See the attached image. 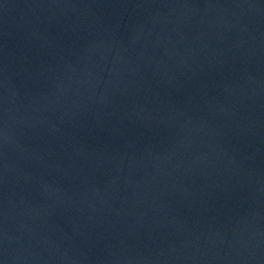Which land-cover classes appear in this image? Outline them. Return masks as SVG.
<instances>
[{"label": "water", "instance_id": "water-1", "mask_svg": "<svg viewBox=\"0 0 264 264\" xmlns=\"http://www.w3.org/2000/svg\"><path fill=\"white\" fill-rule=\"evenodd\" d=\"M0 264H264V0H0Z\"/></svg>", "mask_w": 264, "mask_h": 264}]
</instances>
